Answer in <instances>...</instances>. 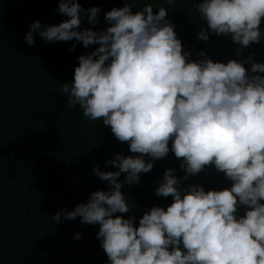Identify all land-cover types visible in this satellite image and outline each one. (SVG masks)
Returning a JSON list of instances; mask_svg holds the SVG:
<instances>
[{
	"label": "clouds",
	"instance_id": "1",
	"mask_svg": "<svg viewBox=\"0 0 264 264\" xmlns=\"http://www.w3.org/2000/svg\"><path fill=\"white\" fill-rule=\"evenodd\" d=\"M174 2L168 0L170 6ZM134 6L135 0H128L107 11L109 26L97 32L80 25L85 17L95 25L100 8L59 0L58 12L67 19L55 25L34 20L25 34L30 46L33 33L46 42L98 45L78 57L73 81L61 91L67 107L79 105L84 117L102 121L135 154L117 152L106 161L117 171L94 166L110 190L92 191L86 203L51 219L79 217L82 224H98L109 264H264V76L258 74L264 63L251 56L214 62L203 51L202 59H188L168 9L154 13L145 4L133 12ZM194 7L207 25L198 39L207 41L212 32L242 47L260 42L264 0H200ZM170 155L182 161L183 180L214 166L231 187H181L168 168L155 188L157 196L172 197L166 209L153 206L135 226V217L114 215L131 212L122 185L139 182L153 160ZM240 206L243 215H237Z\"/></svg>",
	"mask_w": 264,
	"mask_h": 264
},
{
	"label": "trees",
	"instance_id": "2",
	"mask_svg": "<svg viewBox=\"0 0 264 264\" xmlns=\"http://www.w3.org/2000/svg\"><path fill=\"white\" fill-rule=\"evenodd\" d=\"M78 2L83 9L100 8L97 23L91 25L85 17L80 30L100 32L109 26L105 13L128 0ZM199 2L175 0L170 6L168 0H135L132 11L145 4L154 13L159 7L168 9L167 19L174 24L188 59H202L198 53L203 51L214 62L245 61L251 56L252 61L264 63V18L258 43L242 47L230 36L212 32L202 41L197 33L202 26L207 30V25L194 7ZM58 5L59 0H0V264H109L97 238L98 224H82L79 217L61 222L51 217L86 203L92 191L110 190L93 173L94 166L117 171L106 161L117 152L135 155L102 121L84 117L79 105L67 107L68 97L61 91L63 84L72 83L78 57L98 45L85 48L75 40L46 42L36 33L34 45L26 43L25 34L34 20L55 25L67 19L58 12ZM250 66L251 61L244 63L246 69ZM152 163L153 169L141 173L139 182L122 185L131 212L114 215L135 217L134 226L153 206L166 209L172 203L171 196L155 193L168 168L175 170L181 187L198 184L205 191L231 187L232 182L214 166L185 181L182 161L175 155ZM124 178L121 173L118 179ZM243 212L240 206L237 215Z\"/></svg>",
	"mask_w": 264,
	"mask_h": 264
}]
</instances>
